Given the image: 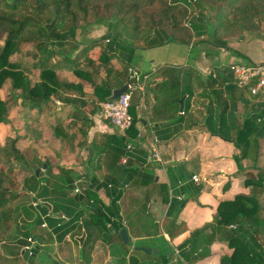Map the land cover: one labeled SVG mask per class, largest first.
<instances>
[{
  "label": "trees",
  "instance_id": "trees-1",
  "mask_svg": "<svg viewBox=\"0 0 264 264\" xmlns=\"http://www.w3.org/2000/svg\"><path fill=\"white\" fill-rule=\"evenodd\" d=\"M263 22L264 0H0V89L9 80L18 92L16 107L20 108L25 131L23 136H6L0 142V264H17L20 257H32L36 246L31 248V254L24 251L20 256V252L35 240L42 215L51 227L59 229L58 225H64V219L52 215L43 201L52 204L53 212L61 211L68 216L67 224L78 220L81 205L88 206L90 215L84 220L85 227L103 233L106 242H111L108 235L112 231L120 240L124 227L115 221L108 225L110 218L105 211L119 216L117 200L124 186L147 188L142 212L151 199L169 202L162 225L154 223L149 235L162 230L173 239L187 231L185 223L177 222L182 201H169L167 186L155 182L152 170L135 164L132 151L138 139L136 125L146 121L137 114L140 92L131 99L132 123L124 133L94 135L89 159H97L98 163L88 181L75 185L71 170L60 166L56 168L61 181L51 183L41 173L36 177L34 172L19 180L15 164L22 163L21 169L25 170H30L28 166L32 164L29 159L26 161L17 144L23 138L30 145L37 144L42 131L35 126L45 121L52 135L73 150L77 136L85 138L91 126L89 115L98 113L100 104L111 100L113 89L126 82L127 69L133 66L125 60L129 56L126 52L129 54L137 47L178 43L189 48V59L201 54L214 58L222 49L251 62L232 47V41L234 38L243 41L245 34L258 32ZM92 24L105 25L106 32L98 38L78 39L85 26ZM27 45L30 49L25 58L13 61L11 56L21 53ZM114 59L120 66L113 63ZM59 71L86 81L90 90L79 81L62 77ZM29 72L37 73L35 82L29 78ZM147 75L150 78L145 84L146 116L154 126L175 120L181 111L185 114L190 106L188 99L196 90H201L203 98L216 99V107L212 102L209 104L206 127L235 147L233 159L237 170L244 173V185L250 189L249 194L221 201L212 221L193 230L176 247L178 255L186 264H194L208 257L210 246L220 239L227 242L232 252L221 255L219 264H264V166H256L259 140L264 138V94L246 95V89L234 83L228 66L215 67L203 79L189 65L160 64ZM56 100L71 107V112L66 116L58 113ZM237 101L243 102L242 115L236 114ZM253 101L257 103L252 105ZM8 112L0 94V124L8 122ZM128 144L133 146L131 150L127 149ZM123 156L127 159L122 164ZM245 160L251 161L252 166H244ZM44 163L45 171L51 172L53 167L48 161L33 169ZM97 170L102 171V177L96 176ZM22 184L33 195L20 192ZM101 188L110 198L108 207L103 208L97 197ZM71 190L73 195H69ZM34 201H38L35 206ZM168 252L160 249L156 255H146L132 250L129 264H176L175 250Z\"/></svg>",
  "mask_w": 264,
  "mask_h": 264
},
{
  "label": "crops",
  "instance_id": "crops-1",
  "mask_svg": "<svg viewBox=\"0 0 264 264\" xmlns=\"http://www.w3.org/2000/svg\"><path fill=\"white\" fill-rule=\"evenodd\" d=\"M188 50L189 48H187L184 62L173 65L192 66L203 75L202 79L212 73L215 67L221 69L236 61L234 60L236 57L232 53L222 49L214 58H205L201 54L195 59H189ZM249 58L254 60L252 56ZM113 63L120 66L116 59L113 60ZM153 63L154 60L150 62V67H153ZM160 64L145 72H142L139 66L133 65L132 67L138 68L140 73L146 76L145 80L147 81L150 78L147 73L153 72ZM67 77L69 80L84 84L81 79ZM87 86L89 87H85V89L89 91L90 84ZM145 87L144 85V92L136 105L138 116H143L146 121L136 125L139 132L132 151L135 154L134 161L136 166L152 170L156 183L167 186L169 201L174 199L182 201L177 222L185 223L187 231L173 239H170L162 230H159L157 234L149 235L154 229V223L162 225L161 222L168 211L169 202L161 203L151 199L147 203L146 211L142 212L141 208L146 198L147 188L145 186H124L123 194L117 200L120 209L119 216L113 217L107 211L105 214L110 218L107 222L108 225L115 221L127 230L129 236L127 244L122 242L121 237L119 240L112 230L108 235L111 242H106L103 240V233L94 231L91 227H85L84 220L89 217L90 210L88 206L81 205L82 213L74 224H67L70 218L63 212H59L62 215L60 218L64 219L62 222L64 225H58L59 229L49 226L45 220L46 216L42 215L43 222L38 227V234H35L36 238L31 244V247L36 246L37 251L32 254V257H20L18 264H129V254L134 250V246H148L160 250V239L167 245L163 251L169 253V249L175 250L174 263L186 264L178 255L176 247L186 240L193 230L212 221L221 201L231 200L237 194L250 193V189L244 185V173L237 170L233 159V155L236 153L235 147L219 135L211 133L206 127L205 120L209 113V104L212 102L216 107V99L203 98L201 90H196L194 96L188 99L190 106L185 114L180 112L181 114L175 120L154 126L147 121L148 104L145 101ZM55 104V110L64 116L72 110L71 107L63 105L57 100ZM236 105V114L242 115L244 113L243 102L237 101ZM89 119L91 126L87 129L85 138L81 139L78 135L73 150H69L60 139L54 136L53 138L46 137L45 131L43 138L37 144L30 145L27 140H19L18 149L21 151L20 145L28 142L25 150H29L28 153L33 157H29L32 166L48 161L53 167L51 172L45 171L46 168L43 166L38 167L41 169L42 177L48 178L50 182L61 181V175L56 168L59 166L71 170L75 185L78 182L88 181L95 173L93 166L98 163L97 159L93 161L91 157L89 159V145L94 135L122 134L110 122L100 118L98 113L89 115ZM261 139L263 140H259V152L263 154L264 138ZM132 148L133 146L127 149L131 150ZM153 148L157 150L158 160L153 156ZM39 152H42L43 155H40ZM262 164L263 162L257 161L256 166L261 167ZM244 166H251V162L244 161ZM96 176L102 177V171L97 170ZM194 176L198 178V181L193 180ZM225 185L226 187H224ZM69 195H73L72 190ZM97 197L103 208L109 206L110 198L103 188L97 191ZM51 207L53 208L52 204ZM52 208L51 210L48 208L50 213H53ZM42 231L43 233L39 234ZM46 233H49L50 236L48 237ZM22 248L20 256L24 254ZM210 250L211 254L208 257L194 264H219L221 255L232 252L227 242L220 239L212 243Z\"/></svg>",
  "mask_w": 264,
  "mask_h": 264
},
{
  "label": "rangeland",
  "instance_id": "rangeland-1",
  "mask_svg": "<svg viewBox=\"0 0 264 264\" xmlns=\"http://www.w3.org/2000/svg\"><path fill=\"white\" fill-rule=\"evenodd\" d=\"M189 17H190V15L187 18H189ZM186 20H184V21H186ZM105 32H106V26L103 24L88 25V26H85L84 31L81 32V34L78 36V39H81V38H84V39L98 38V37H101ZM200 46L203 47L204 45H200ZM232 47L238 48L240 50V53L243 55H246L248 58L250 56H252V58H254V60H256V61H254V60H251V61L264 62V22L262 23L261 30H259L258 32H255V33L245 34L243 37V41H239V40L234 38L232 41ZM187 48L188 47L186 45L178 44V43H169V44H165V45L153 47V48L137 47L132 52H130L129 54H128V52H126V55H129V56L125 57V60L127 62H129L131 65L139 66V69L142 72H145V71H149L151 68H153L154 66H156L160 63H168L171 65H173L174 63L182 64L186 58ZM29 49H30V45L25 46L22 49L21 53L13 54L11 56V59L13 61L24 59L25 53ZM234 56L236 57V59H234L236 61H234V62H238V61L239 62H245L244 58L239 57L237 55H234ZM152 60H154V63H153L154 65H153V67H150V62ZM59 73L61 74L62 77L70 76L72 79H75L74 75L70 72L59 71ZM28 76L32 82H35L37 80V73L36 72H31V73L29 72ZM145 81H146L145 79L141 80L143 87L146 84ZM83 83H84L86 88L89 87V86H87L89 83H87L86 81H83ZM137 92H140L142 95L141 90H136L134 92V94H136ZM17 93L18 92L12 88L11 82L9 80H6L0 89L1 97L4 101H6V104L9 107V112L7 115L8 116V122L0 124V142H3V140L6 136H11V137L23 136L25 133L24 128H23L24 119L21 117V113L18 112L20 108L16 107V94ZM252 103H253L252 105H255L257 103V101H253ZM44 116L46 117V115H44ZM47 120H49V118H47ZM49 121H51V120H49ZM52 122H53V120H52ZM32 125H35V124H32ZM35 127H37V128L39 127V129L42 131V138H43V132L44 131H45L44 133H46L45 134L46 137L53 138L51 128L48 125V123H46L45 121H42L40 124H37ZM19 133H23V134L19 135ZM20 140H24V138L20 139ZM260 140H263V139H260ZM27 143L28 142H24L20 145V149H22L21 152L24 154V157L27 158L26 161L30 158H33L31 156V154H29L27 152V150H25L26 149L25 147L29 144V143L28 144ZM41 144H39V145H41ZM42 146H43V144H42ZM260 153L261 152H259L258 162H260V163L263 162L262 165L264 166V152H263V154H260ZM40 155H43L42 152L40 153ZM245 161H249V160H245ZM250 162L251 161H249V163ZM31 164H32V162H31ZM15 165L19 169L18 170L19 180H22V178L25 175L30 174L31 172H34L35 169L38 168V167H36L35 169H33L34 166H32L33 165L32 164V165L28 166L30 170H25V169H21V167L23 166L22 163H19V164L16 163ZM251 166H252V163H251ZM251 166H248V167H251ZM254 172H256V171H254ZM166 246L167 245H165L163 243V241L160 239L159 240V248H161L162 252H164L163 250H165ZM1 256H2V249L0 248V257ZM18 262H17V264H18Z\"/></svg>",
  "mask_w": 264,
  "mask_h": 264
},
{
  "label": "built area",
  "instance_id": "built-area-1",
  "mask_svg": "<svg viewBox=\"0 0 264 264\" xmlns=\"http://www.w3.org/2000/svg\"><path fill=\"white\" fill-rule=\"evenodd\" d=\"M228 67L234 83L239 88L246 89V95L264 94V62L238 61L230 63ZM127 73V80L124 83L127 85L126 91L115 100L102 102L100 104V111L98 112L100 118L110 122L121 133H124L131 126L132 117L129 113L131 99L136 90L144 92L141 80L146 78L136 67H129ZM181 113L183 112L181 111ZM127 148L130 149L131 145L128 144ZM152 152L155 159L158 160L157 150L153 148ZM120 162L125 163L126 158L122 157ZM193 180L198 181V178L194 176ZM76 191H78V188H76ZM37 203L38 201H34L32 204L35 206ZM31 248V245H27L23 246L22 249L30 253Z\"/></svg>",
  "mask_w": 264,
  "mask_h": 264
},
{
  "label": "water",
  "instance_id": "water-1",
  "mask_svg": "<svg viewBox=\"0 0 264 264\" xmlns=\"http://www.w3.org/2000/svg\"><path fill=\"white\" fill-rule=\"evenodd\" d=\"M126 89H127L126 84H124L120 88L113 89L112 94L110 96V99L115 100L119 95H121L123 92H125ZM179 103L181 104V108H182L183 100L182 99L179 100ZM46 167H47V164L44 163L43 168H46ZM40 171H41V169L39 167L35 169L34 174L36 177L39 176ZM19 191L20 192L26 191L23 184L21 185V189ZM26 192L29 193V191H26ZM41 203L44 206H47L51 210V208H52L51 204H49L47 201H43ZM52 215H54L55 217H58V218H60L62 216L61 213H59V212H53ZM120 237H121V240L124 244H127L129 242V236H128L127 230L125 228L120 230ZM134 250L140 251L146 255H150V254L156 255L159 253V249H157V248H152V247H148V246H141V245L134 246Z\"/></svg>",
  "mask_w": 264,
  "mask_h": 264
}]
</instances>
